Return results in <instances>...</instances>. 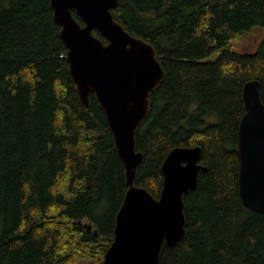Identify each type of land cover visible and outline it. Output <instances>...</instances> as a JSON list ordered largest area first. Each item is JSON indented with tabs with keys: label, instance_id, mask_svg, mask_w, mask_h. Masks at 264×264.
Returning a JSON list of instances; mask_svg holds the SVG:
<instances>
[{
	"label": "trees",
	"instance_id": "1",
	"mask_svg": "<svg viewBox=\"0 0 264 264\" xmlns=\"http://www.w3.org/2000/svg\"><path fill=\"white\" fill-rule=\"evenodd\" d=\"M113 14L165 70L136 131L135 183L159 198L176 146L200 145L208 167L161 264H264V213L242 201L238 153L248 81L264 102V38L232 47L264 28V0H119ZM67 52L50 0H0V264H102L115 237L125 165L95 93L82 103Z\"/></svg>",
	"mask_w": 264,
	"mask_h": 264
},
{
	"label": "water",
	"instance_id": "2",
	"mask_svg": "<svg viewBox=\"0 0 264 264\" xmlns=\"http://www.w3.org/2000/svg\"><path fill=\"white\" fill-rule=\"evenodd\" d=\"M50 2L80 99L89 106L90 94L95 93L126 169L128 190L102 264H161L164 245L175 246L185 235V195L197 187L200 172L208 169L200 161L202 147L176 146L169 152L162 165L159 198L137 185L143 153L136 148V131L148 115L151 92L165 76L156 49L115 18L113 9L119 0ZM244 100L238 149L240 196L246 207L264 213V102L259 80L245 84Z\"/></svg>",
	"mask_w": 264,
	"mask_h": 264
},
{
	"label": "rangeland",
	"instance_id": "3",
	"mask_svg": "<svg viewBox=\"0 0 264 264\" xmlns=\"http://www.w3.org/2000/svg\"><path fill=\"white\" fill-rule=\"evenodd\" d=\"M263 38L264 28L258 27L247 32L243 37L234 40L232 47L238 51H254L258 48ZM211 58H216V55H213Z\"/></svg>",
	"mask_w": 264,
	"mask_h": 264
},
{
	"label": "bare ground",
	"instance_id": "4",
	"mask_svg": "<svg viewBox=\"0 0 264 264\" xmlns=\"http://www.w3.org/2000/svg\"><path fill=\"white\" fill-rule=\"evenodd\" d=\"M137 36V35H136ZM145 39V38H144ZM138 185V184H137ZM149 190V189H148Z\"/></svg>",
	"mask_w": 264,
	"mask_h": 264
}]
</instances>
